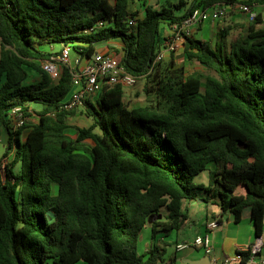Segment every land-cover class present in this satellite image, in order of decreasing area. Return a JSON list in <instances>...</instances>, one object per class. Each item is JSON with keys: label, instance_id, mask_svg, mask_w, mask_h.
<instances>
[{"label": "trees", "instance_id": "obj_1", "mask_svg": "<svg viewBox=\"0 0 264 264\" xmlns=\"http://www.w3.org/2000/svg\"><path fill=\"white\" fill-rule=\"evenodd\" d=\"M135 2L141 14L129 10ZM238 2L0 0V130L8 133L3 156L13 153L4 176L0 158V264H171L156 236L179 230L187 220L183 202L199 198L219 207L212 215L218 222L226 212L239 222L248 208L254 236L264 234V14L228 46L185 40L184 56L206 73L159 64L150 71L162 23ZM254 2L264 0L243 1ZM99 21L103 27L89 31ZM115 40L120 49H110L128 73L146 78L153 99L129 108L124 88L106 86L85 102L91 123L70 140L67 117L76 109L60 110L72 91L70 74L61 67L51 79L41 62L59 52L39 45L91 56L97 43ZM27 70L40 80L26 83ZM15 105L26 113L36 106L38 121L12 131ZM206 169L210 184L195 183ZM147 226L153 243L139 252ZM240 254L245 264L249 253Z\"/></svg>", "mask_w": 264, "mask_h": 264}, {"label": "built area", "instance_id": "obj_2", "mask_svg": "<svg viewBox=\"0 0 264 264\" xmlns=\"http://www.w3.org/2000/svg\"><path fill=\"white\" fill-rule=\"evenodd\" d=\"M231 11L243 13L251 21L257 14H264V3L254 2L246 4L238 2L228 5L219 4L208 8H195L185 19L170 25L171 32L168 37L160 42L150 71L154 70L155 66L167 53L176 52L180 47L183 48L185 40L191 37L192 32L202 26L204 22L219 20ZM134 23V21H131V24ZM103 24L102 21H99L89 31L102 28ZM71 52L72 49L69 45H63L54 60H44L41 62L42 69L53 80L58 77L61 67L66 68L70 74L72 91L68 99L60 106V110L70 111L84 107L85 102L89 99H96L104 87L120 85L122 88L127 89L133 87L140 78L125 70L119 61V56H114L110 53H95L92 56H84L79 53L72 55ZM29 112L30 109L26 113L21 106L15 105L9 108L8 118L12 131L26 124ZM51 115L53 116L54 113ZM7 161L8 157L1 158L3 176L5 171L4 166ZM219 225L220 223L215 219L209 221L205 226L204 235L196 236L191 242L180 243L176 248H200L206 254L213 256L212 264H239L242 260L240 254L242 252L249 253L245 264H264V234L254 236L247 249L237 251L232 257L218 259L214 255L210 232Z\"/></svg>", "mask_w": 264, "mask_h": 264}, {"label": "crops", "instance_id": "obj_3", "mask_svg": "<svg viewBox=\"0 0 264 264\" xmlns=\"http://www.w3.org/2000/svg\"><path fill=\"white\" fill-rule=\"evenodd\" d=\"M178 1L179 0H173V1H166L165 3H163L161 2V0H147V4L160 7L164 4H167V3L174 4V3H177ZM238 1L243 2L245 0H238ZM136 11H138L139 14H141L143 11L142 5L141 7L140 6L137 7ZM182 12H183V9L179 10L177 13L181 14ZM249 22L250 20L246 17L245 14L237 12V11H231L225 17L219 20H216V21H210L208 24H204L200 26L199 28L195 29L192 32L191 37L194 39H198L195 37V34L200 33L201 38L199 40H209L213 36L214 44L217 42L224 43L221 39H219L222 37L221 36L222 32L225 31V34L227 36L226 35L224 36L229 39L235 34L238 35V38H239L240 35L245 33L249 25ZM160 27H161V30H159V41L162 42L163 41L162 37L163 38L168 37L171 32V29H170V24H167V23H162ZM110 45H114L118 49H120L121 47L120 42L118 40L112 41L110 43L108 42L99 43L95 45V52L93 54L112 52V50L110 49ZM39 47L45 52L55 53V50L57 48H58V52L60 51L62 45L57 44V43H43L39 45ZM120 54H122V51H120ZM27 73L28 75L26 78V83L38 82L40 80L39 74L33 71H30V70H27ZM127 89H124V91ZM28 119L31 120L32 123H36L38 121V119H36L34 115H29ZM28 131H29V128L24 129L21 135L22 140L26 138ZM7 140H8V133L4 128H2L0 130V148H1L0 158L4 155L5 150L7 148ZM12 156H13L12 152L8 156H6L8 157V161L11 159ZM19 168H20V165L17 164L13 169L14 172L16 169H18L19 171ZM186 202H188L190 206L196 207L198 203H201L204 201H202L199 198L194 201H186ZM205 207H206V210L200 211L201 213H199V215L197 216V217H201V219L203 217L204 220L201 221L200 219L197 223L193 221L192 224L188 223L187 225H183L179 230L172 231L167 235H164L162 233L157 234L156 236L157 242L160 244L162 243L167 244L166 252L164 256V260L166 263L169 262L171 264H212L213 256L211 254H206L200 248H194V247L185 248V249L176 248V246L180 243L191 242L196 236L204 235L205 230H206L205 229L206 224L209 221L215 219L214 217H212V215L218 216V214L220 213L219 207L215 204L205 203ZM212 208H213V212H211L212 215L209 216L208 210L212 211ZM245 212H246V215H245ZM231 217L233 219V216ZM187 218H188V215H187ZM222 218L223 216H221L220 218V222H219L220 225L217 228L213 229L212 232H210V237H211L213 248H214V255L218 259H221L224 257H232L236 254L237 251H242V250L247 249V247H249L254 237L253 226L250 221V211L248 208L243 210L241 220L239 222H235L234 219L232 221V219H230L229 217H227L226 222H224ZM246 219L247 220L249 219V223H250L249 226L246 222H244L246 221ZM198 223L200 225L199 228L195 226ZM139 242H141L142 244L143 251H145L151 246V244L153 243V239L151 237L150 227L147 226L142 231Z\"/></svg>", "mask_w": 264, "mask_h": 264}, {"label": "rangeland", "instance_id": "obj_4", "mask_svg": "<svg viewBox=\"0 0 264 264\" xmlns=\"http://www.w3.org/2000/svg\"><path fill=\"white\" fill-rule=\"evenodd\" d=\"M166 1H173V0H161V2H163V3H165ZM138 5L141 7V4L139 2H135V3L131 4L129 10L130 11H136L137 7H139ZM209 22L210 21H206L202 25L208 24ZM160 30H161V27H160ZM242 35H240V36H242ZM161 37H162V35H161ZM195 37L200 39L201 38L200 33L195 34ZM236 38H238V35L235 34L234 36L230 37V39L225 37V36L221 37L219 39H221L224 42V44H226L228 46V44L231 41L235 40ZM162 39H164V38L162 37ZM209 41L212 45H214L213 36L209 39ZM101 43H104V42H101ZM97 44H99V43H97ZM55 52H58V48L55 50ZM75 53L76 52L72 49L71 54L75 55ZM110 53L113 54L114 56H118V54L116 52H114V50H112V52H110ZM158 64H159V66H160L159 68L161 70L183 67L185 75H188V74L195 72V71H200L202 73H206V70L197 61H195V60L191 61V60L186 59V57L183 54V48L182 47H180L176 52L167 53L165 55V57ZM149 87H150V84L147 82L146 78L141 77L138 79V81L136 82V84L133 87L125 90L124 99H125V103L129 106V108L143 106L145 104H148L153 99L152 93L146 92V89ZM35 108H36V106H32V109H30L29 115H34V117L36 119H38V116L34 111ZM27 121L32 122L29 119ZM90 123H91V119L86 116L85 107H80V108L76 109L73 114H70L67 117L68 128L65 130V136L70 140H74L77 136V128L78 127H87L90 125ZM84 142L87 146H91V144H92L91 140H88V139L85 140ZM0 152H1V148H0ZM17 171H18V169L15 170V172H17ZM211 178H212V176H211L210 171L208 169H206L195 177L194 182L198 183V184L208 185L211 182ZM53 187H56V186L54 185ZM53 192L54 193L56 192L55 188H53ZM201 195H203V193H201ZM182 209L188 215V218H187L186 222L184 223V225H187L188 223L192 224L193 221L197 223L201 219V217H197V216L199 215V213H201L200 211H202V210L205 211L206 207H205L204 202L198 203V205L196 207H193V206H190L188 204V202L185 201L184 204L182 205ZM211 212H213V208H212V211L208 210L209 216L212 215ZM245 215H246V212H245ZM231 216L232 215L229 212H227L223 215L222 220L224 222H226L227 217L232 219ZM210 218H212V217H210ZM202 220H204L203 217H202L201 221ZM232 221H233V219H232ZM244 222H246L248 224V226L250 225L249 219L248 220L246 219V221H244ZM195 226L198 228L200 227L199 223ZM138 246H139L138 247L139 252H143V247H142L141 242H139ZM164 256H165V254H164ZM76 264H85V263L83 261H79Z\"/></svg>", "mask_w": 264, "mask_h": 264}]
</instances>
